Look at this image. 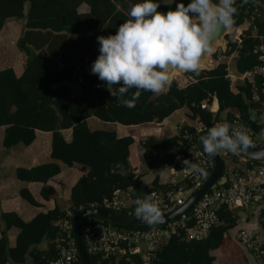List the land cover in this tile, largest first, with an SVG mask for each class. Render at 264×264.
Segmentation results:
<instances>
[{
    "label": "trees",
    "instance_id": "1",
    "mask_svg": "<svg viewBox=\"0 0 264 264\" xmlns=\"http://www.w3.org/2000/svg\"><path fill=\"white\" fill-rule=\"evenodd\" d=\"M257 0H247L243 4L233 5L237 12L234 24L248 19L252 4ZM140 0H0V27L8 17L24 18L23 30L15 41L16 48L24 55L22 72L16 75L11 66L0 68V125H5L2 145L7 148L15 143L28 144L34 137L35 129L49 130L50 155L61 162L72 165L74 162L87 166L70 186L69 206L72 211L85 208L90 202L101 204L102 198H108L113 189L129 188L133 193H140L149 188L162 192L174 190L177 186L188 183L187 180L168 184L158 182L154 177L149 186L138 185L139 177L123 174L128 168V145L130 135L117 136L113 129H90L86 117L94 115L104 121H116L122 124H136L148 121H160L174 109L185 105L194 117L193 122L207 125L219 117L225 110L227 120L233 115L227 109L235 107L241 118L251 111L255 113L256 102L249 101L250 83L245 81L233 92L226 75V64L218 60L210 68H200L194 80L179 86L172 80L170 86L158 95L150 91L141 93L136 106L127 108L119 105L96 75L90 74L92 62L98 55V35H114L117 27L127 20L130 4ZM161 13L174 10L177 3L187 5L191 0H154ZM84 3L87 10L80 11L78 6ZM218 3V0H213ZM26 4V7L24 6ZM194 22H197L194 20ZM252 27L255 33H251ZM239 44L228 40L222 54L236 50L235 68L239 72L251 70L263 65L259 58L261 52L253 50L257 44L264 45V9L253 14L247 28L239 34ZM217 57V52L212 53ZM73 76L79 85V93L72 95L66 84L54 83ZM264 82V74H254V83L259 86ZM216 94L218 109L209 112L201 107L200 102H210ZM130 91L125 98H130ZM71 128V137L63 139L59 129ZM189 124L178 126V133L170 137L156 138L147 135L139 140L140 156L148 167H179L174 160L176 153L186 152L188 145L182 138L184 129ZM140 130V129H138ZM155 149V151H153ZM164 150V151H162ZM59 170L56 162L40 163L29 168L16 167L15 176L26 180L45 182ZM187 185V184H186ZM41 195L45 198L53 195L50 185L42 186ZM19 194L29 203L37 204L26 188H20ZM119 213L125 214L126 209ZM218 222L210 226L206 235L200 238L186 239L182 234H172L155 249L152 264H214L211 250L216 247L230 254L231 263L246 264L237 259L235 254V232L242 226L236 210L228 209L224 204L215 208ZM66 217L65 210L57 205L45 211H39L30 219L23 220L13 211H1L0 220V264L11 260L24 264H46V260L56 253L55 238L62 233L59 221ZM95 219V218H93ZM119 228L146 227L132 223H115ZM188 224L190 221L187 222ZM15 225L19 228L13 246L7 244L6 229ZM46 240L44 248L37 244ZM236 242H234V241ZM238 243V242H237ZM92 262L98 252H87ZM141 264L136 252H126L119 256L109 254L101 259V264ZM79 264V262H78Z\"/></svg>",
    "mask_w": 264,
    "mask_h": 264
},
{
    "label": "built area",
    "instance_id": "2",
    "mask_svg": "<svg viewBox=\"0 0 264 264\" xmlns=\"http://www.w3.org/2000/svg\"><path fill=\"white\" fill-rule=\"evenodd\" d=\"M247 1V0H246ZM245 0H235L234 5L243 4ZM264 9V0H257L252 4V11L248 17L251 20L253 14H258ZM234 27H230V31ZM239 34H233L230 38L239 44ZM259 50L264 56V45L257 44L253 50ZM236 53V50H233ZM217 52V57L212 54L210 61L223 60L225 54ZM256 71L263 69L262 65L253 67ZM250 95L249 101L256 102L255 116L258 124V131H254L247 124L243 123L238 112L233 113L230 119H212L207 125L202 122H191V128L184 129L182 138L188 145L186 152H178L174 160L179 162L183 176L188 183L177 186L174 190L162 192L155 188L146 189L140 193H133L129 188L117 187L112 190L108 198H102L101 204L90 202L88 207L101 206L119 213L126 209L125 214H134L135 205L132 200L145 197L150 198L159 207L162 214H167L180 206L183 201L200 185L211 169L213 162L206 155L198 144L199 133L218 124L231 125L230 131H240L248 135L251 140L250 146L261 147L264 144V82L259 86L249 78ZM210 102L202 100L201 107L209 108ZM231 152L221 150L220 156L228 158ZM243 163L241 166L223 164L221 173L210 184L193 203L189 209L176 216L167 218L162 223L146 227H125L114 226L111 221L94 216H85L80 220V234L86 252H98L99 255L90 264H101V259L109 254L119 256L126 252H136L139 255L141 264H152L151 259L155 254L156 247L166 241L172 234H182L186 239L200 238L208 232L210 226L218 222L215 208L224 204L228 209L236 210L250 208L255 215V226H240L235 232L237 242L249 253H251L258 264H264V158H251L240 153ZM177 157L192 160L203 171L193 173L183 168ZM187 184V185H186ZM87 208V207H85ZM83 208L78 207L76 210ZM75 211V210H73ZM71 208L65 209L66 217L59 221L62 231L55 238L56 253L46 260V264H78V255L72 235ZM95 218V219H93ZM190 221L188 224L187 222ZM144 225V224H140Z\"/></svg>",
    "mask_w": 264,
    "mask_h": 264
},
{
    "label": "clouds",
    "instance_id": "3",
    "mask_svg": "<svg viewBox=\"0 0 264 264\" xmlns=\"http://www.w3.org/2000/svg\"><path fill=\"white\" fill-rule=\"evenodd\" d=\"M234 3L235 0H191L187 5L177 3L174 10L166 13L157 10L160 5L154 0L130 4L129 18L114 35L96 37L98 55L90 74L104 82L119 105L134 108L142 92L158 95L171 85L169 69L199 75L202 56L213 51L212 35L234 24ZM130 91L131 97L125 98ZM230 129L227 123L208 128L201 137L203 152L215 157L221 150L234 154L246 150L251 144L248 135ZM177 159L193 173L203 171L192 160ZM132 203L135 216L147 225L162 219L159 207L150 198H136Z\"/></svg>",
    "mask_w": 264,
    "mask_h": 264
},
{
    "label": "crops",
    "instance_id": "4",
    "mask_svg": "<svg viewBox=\"0 0 264 264\" xmlns=\"http://www.w3.org/2000/svg\"><path fill=\"white\" fill-rule=\"evenodd\" d=\"M24 6L26 7V4H24ZM80 6L82 7L81 9ZM78 9L80 11H85L87 10V5L81 3L78 6ZM249 21L250 20L248 19H244L242 23L232 26L238 32H241L243 29L247 28ZM23 23L24 18L22 17L6 18L0 27V46H2L1 40L11 38L12 36L16 41V38L23 30ZM251 33H255L254 27H252ZM1 56L2 58H6V63L3 66H0V68L11 66L16 75H19L22 72L25 55L21 51L13 48V50L9 51L8 54L5 53ZM235 56L236 53L232 50L226 54L222 60L226 64V75L229 78V87L233 92H237L238 86L243 85L244 82L248 81L249 78L254 80V74H264V64L262 65L263 69H258L256 71L254 69L243 72L237 71L234 64ZM261 59L264 61V56ZM217 61L218 60L212 61V66H214ZM169 75L170 79L175 80L179 86H183L189 81L194 80L190 74L177 69L174 72L169 71ZM58 84H66L72 95H77L79 93V85L74 80L73 76L54 83V85ZM166 88L167 86H165L164 90H166ZM227 110L231 111L232 113L237 112L235 107H229ZM225 111L226 109L221 111L219 117L223 118L225 116ZM193 119L194 117L190 115L189 108L185 105H182L171 111V113L163 117L160 121L122 124L116 121H104L94 115L87 116L85 120L90 129H113L115 130L117 136L128 134L132 137V142L128 145V165L134 172V176L137 175L140 179V183H138L137 186L140 184L149 186L151 180L154 177H157L158 182L168 184L180 181L181 179L185 180V177L183 176V171L180 167L175 168L164 166L162 168H155L145 165L140 156L139 140L147 135H152L156 138L163 136L170 137L178 133V126L180 124H190L193 122ZM241 119L243 123L247 124V126H249L251 129L258 131L259 127L255 113L250 111L247 116ZM4 127L5 125H0V212L13 211L21 219L28 220L37 212L50 209L54 205H57L65 210L70 204V186L81 174L86 172L87 166L77 162H74L72 165H67L60 160L53 158L50 155L51 132L49 130L35 129L34 137L28 144L18 142L10 147L5 148L2 145ZM59 131L63 139L66 141L70 139V127L60 128ZM153 151H155V149H153ZM220 152L221 151H219L218 154H220ZM45 162H56L59 167V170L55 174L51 175L45 182H41L39 180L20 179L15 176L16 167L20 166L29 168L31 166ZM242 163V159L234 153H230L228 158H223V164L226 165L241 166ZM45 185H50L54 190V194L51 196L48 195V197L44 198L41 195L40 189ZM20 188H26L37 204H32L25 200L19 194ZM237 212L239 214L240 224H243V226L247 227L255 226L256 218L250 208L240 209ZM1 226L2 222L0 220V229ZM18 230L19 228L15 225H11L6 229L7 244L9 246L14 245L15 235ZM236 244L239 247L238 252L235 254L237 259L243 260L245 258L247 261L246 264H258L257 260L251 253L247 252L239 243L236 242ZM45 246V239H42L37 244L38 248H44ZM211 253L214 255V264H235L231 263L229 252L221 249V247L213 248ZM29 261L30 257L27 256L25 258L24 264H27ZM3 264L17 263L8 259Z\"/></svg>",
    "mask_w": 264,
    "mask_h": 264
},
{
    "label": "water",
    "instance_id": "5",
    "mask_svg": "<svg viewBox=\"0 0 264 264\" xmlns=\"http://www.w3.org/2000/svg\"><path fill=\"white\" fill-rule=\"evenodd\" d=\"M195 20V19H194ZM230 29L229 28H220L218 29L211 37L210 44L213 40H217V44L220 45L219 47L221 51L224 50L225 40L224 35L225 33ZM214 51L210 52L211 54ZM210 53H205L203 58V64L200 65V68H210L212 67V61L209 60ZM259 58H263L262 56H259ZM176 69H169V71L174 72ZM218 109V102L216 98V94H212V98L209 105V112H215ZM206 135V130L199 133L198 135V144L200 148L203 151L202 143H201V137ZM238 153L245 155L247 157L251 158H258L262 159L264 158V144L261 147H253L249 146L246 150H241ZM213 165L211 169L209 170L207 176L204 178V180L200 183L199 186H197L193 192L183 201V203L172 210L171 212L167 214H162V219L158 223L164 222L167 218L173 217L178 215L181 212H184L189 209L190 205L193 203L194 200H196L207 188L210 186V184L219 176L222 170L223 166V158L217 153L215 157H210ZM123 174L129 175L131 177L134 176V172L132 171L131 167L128 165V168L126 170H121ZM85 216H94L99 217L102 219L109 220L111 222L115 223H132V224H146L139 220L135 214H122L117 213L112 210H109L107 208H103L101 206H93V207H87L83 208L81 210H75L73 211L71 215V229H72V235L78 255V261L79 264H90L87 252L83 246L81 234H80V220L81 218ZM157 224V223H156Z\"/></svg>",
    "mask_w": 264,
    "mask_h": 264
},
{
    "label": "rangeland",
    "instance_id": "6",
    "mask_svg": "<svg viewBox=\"0 0 264 264\" xmlns=\"http://www.w3.org/2000/svg\"><path fill=\"white\" fill-rule=\"evenodd\" d=\"M82 7L80 6V9ZM21 33V32H20ZM236 33V29L234 28L233 30H228L225 35H224V40H225V45L224 48L226 46V43L228 40H230L231 37H233L232 35ZM6 36V35H5ZM2 41V46H0V54L3 55L5 53L8 54L9 51L13 50V48L17 49L15 46V40L13 39V36L11 38H6L5 40H1ZM219 47H221L218 44H215L213 46V53L218 52L219 50H221ZM0 55V66H3L6 63V58H2V56ZM211 55V53H210ZM213 55V54H212ZM6 57V56H5Z\"/></svg>",
    "mask_w": 264,
    "mask_h": 264
},
{
    "label": "bare ground",
    "instance_id": "7",
    "mask_svg": "<svg viewBox=\"0 0 264 264\" xmlns=\"http://www.w3.org/2000/svg\"><path fill=\"white\" fill-rule=\"evenodd\" d=\"M217 40L215 39V40H213L212 42H211V44H210V47L211 48H213V46L215 45V44H217ZM203 64V58H201V60H200V65H202Z\"/></svg>",
    "mask_w": 264,
    "mask_h": 264
}]
</instances>
